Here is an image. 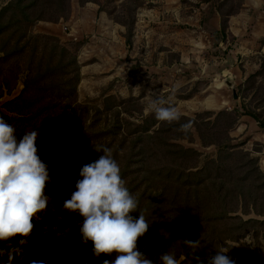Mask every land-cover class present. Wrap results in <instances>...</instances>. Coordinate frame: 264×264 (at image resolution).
<instances>
[{
  "label": "rangeland",
  "instance_id": "374dc122",
  "mask_svg": "<svg viewBox=\"0 0 264 264\" xmlns=\"http://www.w3.org/2000/svg\"><path fill=\"white\" fill-rule=\"evenodd\" d=\"M10 1L0 0V10ZM145 1L150 0H98L109 17L107 28L98 32L96 16L81 10L93 1L67 0L70 7L65 17L39 20L33 25L24 22L26 35L20 46L25 45L26 51L14 59L4 52L16 45L20 35L12 39L14 28L0 30V57L5 58L0 63V115L23 119L20 126L24 131L45 126L37 146L53 177L47 190L55 206H49L48 215L41 221H34L30 244L25 245L28 255L13 264L33 260L101 264L104 259H112L106 254L95 257L92 242H81L77 221L82 217L62 211L63 202L75 191L81 167L102 154L93 149L97 145L112 149L126 187L139 198V207L146 209L151 225L138 240V248L154 264H159V255L167 251L174 252L181 264H196L193 255L202 253L200 257L207 264V257L214 256L221 246L229 249L225 254L236 264H264V189L255 193L249 187L264 173V127L256 117L246 114L255 113L264 119V37L245 42V38L237 40L230 34L225 38L215 31L205 35L199 24L178 21L176 10L139 11ZM225 2L228 7L224 8L222 23L227 14L240 9L239 0ZM40 9H28L32 19L42 13ZM181 11L187 17L194 9ZM46 12L49 17L56 13L52 9ZM14 14L13 10L6 11L1 22L10 21ZM62 19L70 20L69 24H56ZM115 23L124 29L116 31L111 27ZM257 25L259 33H264V16ZM52 26L56 35L47 32ZM130 31L131 46L127 44ZM57 45L58 53L65 47L69 54H52ZM53 56L54 61L76 57L82 74L76 91L77 106L69 99L62 106L56 105L61 114L51 107L41 109L44 104L39 102L30 108L34 99L29 96L35 89L31 86L24 92L26 80L32 75L28 68L33 65L35 69L39 60L44 62ZM6 75L10 89L5 87ZM24 93L27 98L19 100ZM157 94L164 99L172 96L181 115L179 121L156 119L148 104ZM49 101L46 99V103ZM58 101L55 99L54 104ZM39 107L40 116L25 121L33 111H40ZM12 120L17 127L20 122ZM185 123H191L187 138L181 129ZM82 140L87 143L82 145ZM75 149L78 152L73 155ZM228 152L233 157L224 159ZM252 158L257 162L249 165ZM211 159L232 169L223 174L230 181L228 187L236 188L238 178H247L240 184L243 186L225 197L226 192L214 185L216 176L209 174L217 171ZM250 171L255 173L248 179ZM261 181L258 179L257 184ZM132 215L138 218L139 212ZM242 220L252 221L243 224ZM57 223L61 231L71 225L67 238L57 239L52 231L47 236L41 233L42 225ZM186 238L200 240L199 247L188 248L183 241ZM192 251L196 252L190 254ZM6 260V256L0 257V261Z\"/></svg>",
  "mask_w": 264,
  "mask_h": 264
},
{
  "label": "clouds",
  "instance_id": "9594fccd",
  "mask_svg": "<svg viewBox=\"0 0 264 264\" xmlns=\"http://www.w3.org/2000/svg\"><path fill=\"white\" fill-rule=\"evenodd\" d=\"M148 108L159 121L173 123L181 119L172 96L164 99L157 94L150 100ZM190 127L191 123L181 125L185 132ZM40 134L41 128H29L18 134L15 125L0 115V245H3L0 257H7L0 264H13L17 258L22 261L28 255L25 245L30 244L34 221H41L48 215L50 205L55 208L54 197L47 190L53 177L37 146ZM93 149L102 154L94 162L81 167L75 191L63 202L62 211L82 217L77 221L81 242H92L95 257L99 258L101 254L112 257L104 259L101 264H154L138 248V240L151 225L146 219V209L139 207V198L126 187L112 149L105 145ZM134 212H139L138 218L132 215ZM60 219L61 216L57 217L58 221ZM60 228L59 223L42 225L40 231L44 236L52 231L57 239L67 238L71 225L64 227L63 231ZM183 241L190 249H197L200 244V240L186 238ZM228 251L221 246L214 256L207 257V264H236L225 254ZM158 259L159 264H181L170 251L160 254ZM193 259L196 264H205L200 257L193 255ZM29 264H49V261L33 260Z\"/></svg>",
  "mask_w": 264,
  "mask_h": 264
},
{
  "label": "trees",
  "instance_id": "16d2710c",
  "mask_svg": "<svg viewBox=\"0 0 264 264\" xmlns=\"http://www.w3.org/2000/svg\"><path fill=\"white\" fill-rule=\"evenodd\" d=\"M88 1H93V2H98V0H85V2ZM69 4L67 2V0H53V1H44V0H29L28 3H23V0H11L7 5L3 6L0 10V30H10L11 28H14V31L11 33V37L12 39H14L16 37V34H19L20 36L16 39V45L12 46V48H10L9 50L5 51L4 53L9 54V56L11 55L14 58H18V56H21L22 54L25 53L26 49H25V45L24 46H20L21 40L24 38V36L26 35V27L24 25V22L29 21L30 25H33L35 22L39 21V20H47V21H52V20H57L60 19L62 17H65V13L67 12V10L69 9ZM30 8H41L40 12H42L40 15H38L36 18L32 19V13L28 12V9ZM51 10L52 12L55 11V15L53 16H48L46 15V10ZM9 10H13V12L15 13L14 16H11L10 21H7L6 23L1 22V18L4 15V13H6V11ZM19 13H21V15L23 16H18ZM31 14V15H30ZM29 25V26H30ZM227 26V19L223 20L222 23V29L223 31H225ZM2 28V29H1ZM44 38L49 39V36H42ZM9 38V39H10ZM10 42V40H9ZM133 41H132V32H129V37H127V44L128 45H132ZM60 48L59 45H57L52 52V54H57L60 56V54H62V57H66L67 54H69V51L67 48L62 47L61 48V52L58 53V49ZM1 49V48H0ZM35 49L37 50L36 47H34V51ZM3 50V49H1ZM36 58V55L34 56V59ZM5 60V58L0 57V63H3V61ZM43 60H39V62L37 63L36 67L34 69V66L31 65L28 69L31 70V74L30 77L27 78L26 83H25V90L24 92L27 91V89H29L31 86L32 88L30 89H35V93L34 91L30 94L29 97H33L34 101H31V103L29 104L30 108H34V106L37 105V103H43L44 106L41 108H47V107H51L52 110L57 113V114H61L59 111H57L58 109H56V105H61L62 103L65 102L66 100H71L74 102V104L77 106L76 103V91H77V87L78 84L81 80V71H80V67H78V61L76 60V57H73L72 60L70 61H64L61 59H56L54 61V56L50 57L49 59H47L46 61L42 62ZM18 63V61H17ZM16 63V64H17ZM2 67V66H1ZM14 71L15 68L13 69ZM14 71L12 73H14ZM34 73V75H33ZM71 74H73L72 76H70ZM252 77L255 76V74L251 75ZM49 78L52 79L51 83H48V81L50 80ZM251 78V77H250ZM5 87L7 89H10V81L8 76H5ZM49 79V80H48ZM43 81H46L44 84H41ZM46 92L45 96L43 94V92ZM27 95L21 94L19 96V100H23ZM39 96L40 99H37L36 97ZM48 98L50 99V101L48 100ZM46 99L47 101H49L50 103H46ZM55 99L60 100L58 102H56L54 104ZM25 101V100H24ZM70 103V102H69ZM40 109V107L38 108V110L40 111H33L32 112V116L28 117L27 119H25V121H29L30 119H34L37 118L38 116H40L42 110ZM223 113H219L218 116L222 115ZM246 114H249L251 116H254L258 119V121L260 122L261 126L264 127V119H261L259 117V115L257 114H252L249 112H246ZM4 116V118L7 120H12L15 118L10 117L7 114H2ZM12 118V119H11ZM13 121V120H12ZM15 121L20 122L19 125H16L17 127V131L19 133L24 132V127H21L20 125H23V119H16ZM41 131H44L43 129L45 128L44 125L40 126ZM39 128V129H40ZM147 128V127H146ZM18 133V134H19ZM42 133V132H41ZM191 134L190 129L186 132L185 137L187 138L189 135ZM188 135V136H187ZM150 136V135H148ZM86 141L82 140V145L85 143ZM87 143V142H86ZM146 150V145L144 144V146L142 147ZM143 150V149H142ZM73 155L76 154L78 151L77 149L72 150ZM185 153V152H183ZM229 154L225 155L224 159L227 158H231L233 157V153L232 152H228ZM187 154V153H186ZM118 159V158H117ZM210 163H213L214 166L216 167L217 171L214 173L213 171L209 172L210 176H216L214 179V185L217 187V189L221 192H226V196L230 193V192H235L236 190H238L239 186H243L240 184H244L245 180H247V178L243 179V178H238L237 180V187L236 188H230L228 187V184L230 183L229 180L225 179L223 177V174H227L228 172H231L232 169L227 167L224 168L222 163L220 164V162H218L216 159H211L209 161ZM257 162V158L255 159H250L248 160V164H255ZM218 163V164H217ZM257 169V167H256ZM201 172V171H200ZM253 173H255L254 171H250L248 174V179L250 178V176L254 175ZM182 175V172H181ZM258 179H262V181L260 182V184H257V180ZM235 181V180H234ZM249 187L253 190H251V192H257L259 189H264V173H262L261 175L256 177V180L252 181L249 183ZM236 189V190H235ZM258 193V192H257ZM239 195V194H238ZM241 199H245V196L241 195ZM198 202L200 200H197ZM226 214H228L227 212L225 213V217ZM264 214V212H263ZM174 217V216H173ZM243 224H248L250 221L252 220H242ZM255 222V221H254ZM212 243V242H211ZM199 257L201 256L202 253H198ZM201 258V257H200Z\"/></svg>",
  "mask_w": 264,
  "mask_h": 264
},
{
  "label": "crops",
  "instance_id": "0c3cea01",
  "mask_svg": "<svg viewBox=\"0 0 264 264\" xmlns=\"http://www.w3.org/2000/svg\"><path fill=\"white\" fill-rule=\"evenodd\" d=\"M239 3L240 5L238 4L239 6L237 8L240 9H236L226 15L227 26L225 31L222 29V19L225 16L224 14H226L224 8L228 7L225 0H150L145 1V4L139 7V11L176 10V18H178V21H183L190 26H194L196 23L199 24V27L203 29L205 35L210 31H215L222 34L223 37L225 36V38L229 36L226 34H230L237 40H239V38H245V42L260 40L261 37H264V33H259L257 21L264 16L262 14L264 12V10H262L264 7V0H239ZM192 9H194V11H192L190 15H187V17H183L181 14V10ZM81 10L82 13H92L96 16V27L98 32H102L107 28L106 22L109 17L105 10L100 9L99 3L88 2L82 6ZM69 22L70 20L67 21L62 19L60 23L56 24L65 23L66 26ZM111 27L116 31H122V29H124L123 26L118 23L111 24ZM53 28L56 29L52 26L51 29L47 31L48 34L56 35ZM101 28H103V30H101ZM121 43L124 44V40H122Z\"/></svg>",
  "mask_w": 264,
  "mask_h": 264
},
{
  "label": "water",
  "instance_id": "95a60500",
  "mask_svg": "<svg viewBox=\"0 0 264 264\" xmlns=\"http://www.w3.org/2000/svg\"><path fill=\"white\" fill-rule=\"evenodd\" d=\"M236 97H238V94H236Z\"/></svg>",
  "mask_w": 264,
  "mask_h": 264
}]
</instances>
